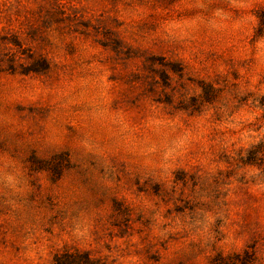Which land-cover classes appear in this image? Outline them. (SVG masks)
I'll use <instances>...</instances> for the list:
<instances>
[{"label":"rangeland","instance_id":"1","mask_svg":"<svg viewBox=\"0 0 264 264\" xmlns=\"http://www.w3.org/2000/svg\"><path fill=\"white\" fill-rule=\"evenodd\" d=\"M264 0H0V264H264Z\"/></svg>","mask_w":264,"mask_h":264},{"label":"trees","instance_id":"2","mask_svg":"<svg viewBox=\"0 0 264 264\" xmlns=\"http://www.w3.org/2000/svg\"><path fill=\"white\" fill-rule=\"evenodd\" d=\"M264 105V103L262 104ZM57 264H91L89 260H77L76 258L72 259L70 255H66L64 260H61V257L57 258Z\"/></svg>","mask_w":264,"mask_h":264}]
</instances>
